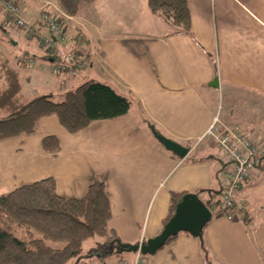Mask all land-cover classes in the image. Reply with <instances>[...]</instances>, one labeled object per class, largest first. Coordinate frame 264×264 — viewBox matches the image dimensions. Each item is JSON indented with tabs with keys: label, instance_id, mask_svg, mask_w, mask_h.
I'll use <instances>...</instances> for the list:
<instances>
[{
	"label": "crops",
	"instance_id": "obj_1",
	"mask_svg": "<svg viewBox=\"0 0 264 264\" xmlns=\"http://www.w3.org/2000/svg\"><path fill=\"white\" fill-rule=\"evenodd\" d=\"M24 1L29 21L39 23L49 5L67 25L70 41L58 42L64 57L82 44L86 81L113 86L132 105L125 116L95 120L76 134L47 116L34 134L0 141V194L53 177L60 195L82 197L101 179L112 205L110 227L122 242L136 244L161 232L172 192L203 189V201L218 200L225 169L217 143L206 136L216 115L223 126L264 144V0H188L191 34H172L148 0H96L64 17L56 10L59 0ZM41 30L49 34L43 25ZM33 40L19 48L37 56L28 97L62 98L78 87V77L56 84L45 49ZM155 132L189 152L181 157L167 149ZM48 135L61 141L56 156L42 148ZM237 199L246 204L242 216L214 213L203 239L180 232L147 255V264H207L203 243L214 264H264V160ZM121 258L131 261L134 252L109 264Z\"/></svg>",
	"mask_w": 264,
	"mask_h": 264
},
{
	"label": "trees",
	"instance_id": "obj_2",
	"mask_svg": "<svg viewBox=\"0 0 264 264\" xmlns=\"http://www.w3.org/2000/svg\"><path fill=\"white\" fill-rule=\"evenodd\" d=\"M95 1L59 0V6L65 15L77 16L85 5ZM148 6L171 24L172 34L192 33L188 0H148ZM52 58L56 63L66 61L59 52L53 53ZM24 96L22 72L0 52V141L34 134L39 121L47 116H56L69 133L76 134L95 120L125 116L132 105L113 86L95 79L67 90L60 101L54 100L53 95L32 99ZM42 148L56 156L62 149L61 141L55 135L45 136ZM202 191L205 190L197 193ZM187 193H171L163 227ZM204 202L213 214L221 212L218 201ZM112 216V205L101 179L94 180L82 197L60 195L53 177L21 185L0 194V264H71L73 258L82 255L89 239H95L90 253L100 258L122 256L127 252L118 251L120 238L110 227ZM176 237H170L167 243ZM202 248L207 264H214L205 243Z\"/></svg>",
	"mask_w": 264,
	"mask_h": 264
},
{
	"label": "built area",
	"instance_id": "obj_3",
	"mask_svg": "<svg viewBox=\"0 0 264 264\" xmlns=\"http://www.w3.org/2000/svg\"><path fill=\"white\" fill-rule=\"evenodd\" d=\"M0 10L6 13L7 20L5 22L8 26H12L25 34L39 36L42 39L41 42L53 52L58 50V42H63L68 38L67 25L62 23L49 7L41 13L39 23L27 19L24 0H0ZM42 25L47 28L49 34H42ZM77 51L84 52L81 43H78ZM82 56L76 59L78 68ZM23 59L30 65L36 64L33 55ZM57 67L61 74H65L72 68L68 63H62ZM75 71L71 69L70 73H75ZM206 136L211 137L217 143L225 169L226 180L220 189L217 207L229 219L238 215L242 216L246 210V204L237 199V191L244 182L258 178L264 160V144L258 143L250 134L238 127L223 126L219 115L214 117ZM118 264H147V255L139 249L134 252L133 260L124 258Z\"/></svg>",
	"mask_w": 264,
	"mask_h": 264
},
{
	"label": "rangeland",
	"instance_id": "obj_4",
	"mask_svg": "<svg viewBox=\"0 0 264 264\" xmlns=\"http://www.w3.org/2000/svg\"><path fill=\"white\" fill-rule=\"evenodd\" d=\"M48 7H50L49 5H47ZM58 10V12H60L61 16L64 17V12L63 10L60 8V6L56 9ZM53 14L56 15V13L52 10ZM5 20H7V15L5 12L0 10V52H2L3 54H5L6 56H8L11 61L13 62V64L15 65L16 68H18L21 72H22V76L24 79V97H26V99H31L34 96L32 95L30 96L32 93H29L28 88H34V80L32 82H30V75L33 73V69H34V65H30L26 62H24V57H30V56H35L36 59V63H37V56L34 55V53H32V55L30 56H25L24 54H22V50L19 49L21 47V45L23 46L24 43L26 41H33L34 43V38L38 39L39 44L45 49L46 55L49 59L50 62V72L53 74V76L56 78V84H62L61 80L63 81V83L67 80L76 78V83L79 86L82 82L86 81L87 77H88V72L89 69L88 66L84 69H82L83 67L80 68V66L83 65V61H80V65L79 68L77 67L76 64V59L79 58V56H82L84 54V52L82 53L81 51H77V47H78V42L76 43V45L73 46V48L70 50L69 48L68 50V55L66 56V61L65 62H61V63H56L50 60L53 59V53L59 52V50H57L56 52H53L52 50H50L49 48H47L45 46V44H43L42 39L39 36H34V35H29V34H25L22 33L21 31H19L18 29L14 28V27H10L6 24ZM60 20V19H59ZM3 27V28H2ZM9 31H8V30ZM4 30H7L6 32ZM44 34V33H42ZM70 33L68 35V40L70 39ZM66 41V40H65ZM70 41V40H69ZM16 42V44H15ZM59 48V47H58ZM21 50V51H20ZM83 50L84 47H83ZM21 54V55H20ZM23 59V60H22ZM83 59V57H82ZM62 63H68L70 66H72L71 69L76 70L75 73H70L69 69L65 74H61L59 72V68L57 66H59ZM82 69V70H81ZM80 72V75H79ZM60 81V83H59ZM74 86H71L70 88H73ZM39 94H43V93H50V92H40V90H38ZM54 91L55 92H59L60 88L54 87ZM30 94V95H29ZM62 98L60 97V95H54V100L56 101H60ZM209 137V136H208ZM215 141V140H214ZM8 193V192H7ZM4 194V193H3ZM212 201V200H211ZM203 239V238H202ZM95 244V239H89L88 241L85 242L84 244V249L82 252V255L76 258H73L70 263L71 264H109L110 262H112L113 260H116L118 258L117 255H112V256H108L106 258H100L97 254L95 253H90L89 249ZM127 253H131V252H127ZM151 256V255H150ZM150 256H147V258H149Z\"/></svg>",
	"mask_w": 264,
	"mask_h": 264
},
{
	"label": "water",
	"instance_id": "obj_5",
	"mask_svg": "<svg viewBox=\"0 0 264 264\" xmlns=\"http://www.w3.org/2000/svg\"><path fill=\"white\" fill-rule=\"evenodd\" d=\"M16 43V42H15ZM154 131L155 128L152 127ZM156 137L165 147L181 157L186 156L189 148L168 138L161 133L155 132ZM213 217L212 210L200 198L198 193L190 192L184 195L177 204L174 215L164 225L161 232L143 243L129 244L121 240L117 241L120 252H137L139 249L145 255H153L161 249L172 236L180 232H187L193 236L203 238V231Z\"/></svg>",
	"mask_w": 264,
	"mask_h": 264
}]
</instances>
